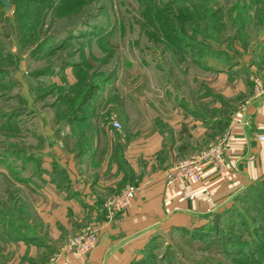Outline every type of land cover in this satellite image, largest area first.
Instances as JSON below:
<instances>
[{"label":"rangeland","instance_id":"1","mask_svg":"<svg viewBox=\"0 0 264 264\" xmlns=\"http://www.w3.org/2000/svg\"><path fill=\"white\" fill-rule=\"evenodd\" d=\"M7 2L8 9L0 4V264H25L34 263V257H22L27 245L35 248L34 256L39 248L55 256V244L63 247L70 235L86 227L66 230L59 224L58 237L59 232L39 223L36 191L26 186L27 170L42 169L38 151L57 146L60 139L59 150L65 152L66 142L86 133L85 124H152L157 113L170 119L177 105L196 100L204 87L207 109L223 91L236 93L241 83L252 88L253 80L226 82L220 74L233 76L240 70L236 63L245 53L235 52L237 35L241 45L260 33H236L246 24L244 12H234L237 6L242 10L238 0ZM234 96L225 100L238 102L242 93ZM231 108L236 107L222 108L221 115ZM33 155L29 161L27 156ZM50 169L61 167L52 162ZM260 204L250 203L254 209L244 206L245 211L241 202L236 206L241 214L252 212L251 219L264 222V197ZM235 217L234 210L227 211L223 220L193 229H204L203 238L173 230L161 233L148 251L151 255L145 258V253L140 262L264 264V253L237 256L234 247L251 243L256 229L261 235L264 226L254 224V229L250 222L248 228L237 227L231 223ZM21 232L31 239L42 234L46 245L25 242ZM70 245L67 252L86 255Z\"/></svg>","mask_w":264,"mask_h":264},{"label":"crops","instance_id":"2","mask_svg":"<svg viewBox=\"0 0 264 264\" xmlns=\"http://www.w3.org/2000/svg\"><path fill=\"white\" fill-rule=\"evenodd\" d=\"M263 4L264 0H246L244 32L260 33V37L241 45L238 37L232 41L235 52L239 49L245 55L237 60L240 70L233 76L220 74L226 82H252V78H258L264 84V25L258 19L259 13H264ZM240 29L236 32H242ZM254 85L249 89L241 83L236 93L221 92V98L215 97L219 102L210 109L204 87L196 92V100L177 105L170 119L159 118L157 113L151 117L152 124H122L120 131L110 124H85L86 133L66 142L65 152L59 150L60 139L56 140L57 146L50 144L48 150L38 151L42 169L27 170L26 186L36 191L39 223L47 225L51 233L59 232L58 237L62 234L59 224L66 230L86 226L80 234L91 231L97 222L106 227L99 234V243L84 256L67 252L69 242L78 233L70 235L61 248L55 244L54 257L42 248L36 249L34 256L35 248L27 245L30 249H24L22 257H34L30 259L34 263L25 264H37L36 257L38 264H134L156 244L161 233L205 228L214 219L223 220L227 211L238 212L236 205L240 202L242 211L244 206L254 209L244 203L254 196L258 200L264 197V94H258ZM241 93L238 102L225 100ZM227 105L236 108L221 115ZM221 120L226 123L219 125ZM219 143H224L226 149V174L201 161L199 181L174 180L173 170L179 165L202 158ZM74 147L78 150L73 151ZM27 158L32 161L34 155ZM52 162L61 170H49ZM131 187L137 190L131 207L108 225L105 202ZM244 214L246 225L259 223L251 219L252 212ZM44 238L38 233L28 241L44 247ZM13 264H21V260Z\"/></svg>","mask_w":264,"mask_h":264},{"label":"built area","instance_id":"3","mask_svg":"<svg viewBox=\"0 0 264 264\" xmlns=\"http://www.w3.org/2000/svg\"><path fill=\"white\" fill-rule=\"evenodd\" d=\"M256 85V91L258 94H264V84L258 78H252ZM116 130H121L122 126L118 122L114 121L110 124ZM264 141V137L261 138ZM225 145L219 143L207 150L205 155L198 160H194L190 163L179 165L173 170V177L176 182L188 183L199 181L201 178V161L208 162L222 175L228 172L225 162ZM137 190L135 188H128L117 196L109 198L104 205V212L107 217V224L113 223L116 218L124 214L132 205L136 198ZM106 227L105 223L97 222L95 227L89 231L79 235L77 238L71 241L70 248L75 247L78 254H87L90 252L99 242V234Z\"/></svg>","mask_w":264,"mask_h":264},{"label":"trees","instance_id":"4","mask_svg":"<svg viewBox=\"0 0 264 264\" xmlns=\"http://www.w3.org/2000/svg\"><path fill=\"white\" fill-rule=\"evenodd\" d=\"M240 3H242V10L239 8V6H237L235 8V13H239V16L243 15V12H244V15H245V9H246V0H238ZM1 4V3H0ZM2 5V4H1ZM3 6V5H2ZM244 7V8H243ZM263 7H264V4L262 5V10H263ZM4 8V7H3ZM239 8V9H238ZM241 11V12H240ZM262 23L261 25H264V13L263 12H260L259 13V18H258ZM246 23H247V20H246ZM246 25V24H245ZM244 26H241V29L242 31H244ZM238 33V32H236ZM237 37L239 38V36L237 35ZM238 52V51H237ZM226 122L225 121H220L219 122V125L220 124H225ZM262 198L259 197V200L255 197V200L252 201V200H247V202L250 203H255V206H256V203H257V206H260V201H261ZM245 201V200H244ZM246 202V203H247ZM247 203V205H249ZM252 206V205H250ZM240 215L239 219H235L233 222V224H235L237 227H246L248 228V225H246V220H245V214H241L240 212H236ZM256 221H258L259 223L258 224H261V226L263 227L264 226V222L262 221L261 218H257ZM238 222H241V223H238ZM254 229L256 228L255 226H253ZM204 229H201V230H198V231H187V230H184V229H178L176 230V232L178 233H182V234H188V235H191V236H198L199 238H203L202 236H205V233L203 231ZM259 231L261 232V230L259 229H256V234L253 235V239L251 240V243H248L246 244L245 246H243L240 242H238V244H235L234 247H235V251L237 252V256L239 255H242V254H252L253 256L254 255H258V254H262L264 253V232L261 233V235L259 234ZM21 237H24V238H27L26 240L24 241H28L29 239V236L25 234V232H21ZM149 249L145 252L146 255H145V258H148L149 255H151L149 252ZM234 255V256H236ZM264 255V254H263ZM238 260V259H237ZM134 264H141V262H135Z\"/></svg>","mask_w":264,"mask_h":264},{"label":"water","instance_id":"5","mask_svg":"<svg viewBox=\"0 0 264 264\" xmlns=\"http://www.w3.org/2000/svg\"><path fill=\"white\" fill-rule=\"evenodd\" d=\"M0 3L3 5L4 8L8 9L10 7L9 3L7 0H0Z\"/></svg>","mask_w":264,"mask_h":264}]
</instances>
